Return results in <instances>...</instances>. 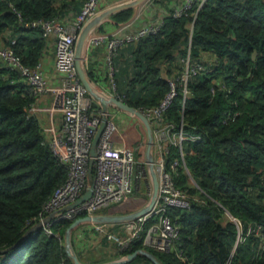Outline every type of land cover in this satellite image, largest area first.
Here are the masks:
<instances>
[{
	"label": "trees",
	"instance_id": "obj_1",
	"mask_svg": "<svg viewBox=\"0 0 264 264\" xmlns=\"http://www.w3.org/2000/svg\"><path fill=\"white\" fill-rule=\"evenodd\" d=\"M85 1L0 0V46L28 69H41L53 39L30 23L66 24ZM153 1L165 11L158 31L118 48L109 74L115 96L142 112L157 107L173 85L175 96L160 125H172L171 135L182 130L200 137L182 141L181 148L168 144L165 153L166 168L189 206L168 208L179 229L168 251L144 245L156 221L151 217L124 250L118 241L129 236L126 222L103 226L112 239L82 225L71 235L74 252L84 264L110 262L139 249L161 264H264V0L196 1L180 15L174 12L184 0L178 6L175 0ZM134 12L125 9L108 20L119 26ZM103 29L101 24L97 31ZM187 58L203 69L182 82ZM86 74L97 83L88 67ZM38 98L26 77L0 61V264H73L64 246L73 220L54 222L49 234L42 227L32 230L68 176L43 121L30 112ZM98 108L94 101L92 110ZM127 264L152 263L138 256Z\"/></svg>",
	"mask_w": 264,
	"mask_h": 264
},
{
	"label": "built area",
	"instance_id": "obj_2",
	"mask_svg": "<svg viewBox=\"0 0 264 264\" xmlns=\"http://www.w3.org/2000/svg\"><path fill=\"white\" fill-rule=\"evenodd\" d=\"M101 0H86L79 14L70 22L64 24L58 20L35 21L30 26L39 28L44 37H50L54 42V70L59 75V85L51 89L54 99L52 109L60 112L61 125L58 131L53 128L45 130L49 134V145L54 156L64 164L68 170L66 182L58 187L50 200L44 206V214L40 215L41 226L46 233H50V226L59 220H74L80 216L101 214L103 210H112L113 206L124 205L129 201L134 184L138 179L139 163L136 159V147L115 139L118 131L115 116L110 111L103 113L101 107L92 110L93 98L88 95L81 84L75 68V43L82 28L87 22L98 16ZM196 1L184 0L182 7L174 12L180 15L185 9L191 8ZM125 32L112 34L95 33L88 37L86 48L104 46L106 60L110 67L111 59L116 50L124 43L134 42L139 38L156 33L159 25L143 26L136 31H130V25ZM0 61L17 69L27 78L33 90L42 95L48 91L44 74L40 68L30 70L23 66L20 60L9 49L0 46ZM85 62V61H84ZM180 76V81L186 82L196 71L202 70L200 64L190 65L189 58ZM110 74L111 70L109 69ZM109 74V76H110ZM111 78V77H110ZM175 92L172 90L160 104L142 113L151 123L153 142V166L158 180V194L151 211L134 221L126 222L129 236L118 241L120 249L124 250L139 237L140 226L151 217H155V224L148 230L144 245L158 251H168L178 239L179 229L168 214V208L187 209L189 206L185 194L174 185L171 172L166 168L165 153L167 145L172 144L181 148L184 140H199V136L184 134L182 130L171 135L173 126L160 125L162 115L173 100ZM34 106L30 108L32 112ZM107 119L99 136L96 146V156L93 163V189L90 198L78 205L75 202L85 193L88 182V165L93 139L97 133L102 117ZM176 163L170 166L175 170ZM111 214V213H110ZM100 233L112 239L103 224H90Z\"/></svg>",
	"mask_w": 264,
	"mask_h": 264
},
{
	"label": "water",
	"instance_id": "obj_3",
	"mask_svg": "<svg viewBox=\"0 0 264 264\" xmlns=\"http://www.w3.org/2000/svg\"><path fill=\"white\" fill-rule=\"evenodd\" d=\"M144 1L145 0H132L129 2H124L118 5L112 6L102 11L101 13H99L98 16H96L95 18L87 22L85 26L82 28V30L80 31L78 38L76 40V43H75V68H76V72H77V75L79 77L81 84L86 89L88 95L99 100V106L101 107V110L104 114L109 111V105H113L117 107L119 110L124 111L128 113L129 115L135 117L142 124L143 129L145 131V136H146V149H145L144 156H145V161L148 167V172H149V176H150L151 184H152L151 197L146 206L140 208L137 211H134L128 214H98V215H93V216L85 215V216H81V217L74 219L69 225V227L65 230V234H64L65 252L68 258H70V260L73 262V264H84L77 257L72 247V243H71L72 232L75 231L78 227L82 225H88V224L110 225V224H118V223H123V222L134 221L139 217L146 216L151 211L152 207L154 206V203L156 202V198L158 194V180H157V175L155 173L154 166H153V155H152L151 148H152L154 139H153V132H152L150 121L142 113V111L137 110L133 107H130L127 104H125L123 101L118 99L116 96L106 94L102 90L96 88L94 84L89 80L86 74L85 65H84L85 53L87 50L86 48L87 39L94 31H96L98 26L103 21L107 20L114 13H117L125 9L135 8L136 6L140 5ZM94 87L98 89V93ZM106 119L107 117L106 115H104L102 117L97 133L93 139L92 147L90 150V158H89L88 174H87L88 187L85 193L83 194V196L75 202L76 205L88 200L92 194L93 183H94L93 163H94V158L96 156V146L98 143L99 136L104 128ZM40 226H41V223H37L33 227L32 230H34L35 228H39ZM32 230L28 231L22 237V239L28 236L32 232ZM21 240L18 243H20ZM18 243L13 245L10 249L17 246ZM138 256L147 258L152 264H161L153 253L145 249H139V250L134 251L131 254L126 255L123 258H120V259L118 258L116 260H113L110 262H104L100 264H127V263H130L132 260H134Z\"/></svg>",
	"mask_w": 264,
	"mask_h": 264
},
{
	"label": "crops",
	"instance_id": "obj_4",
	"mask_svg": "<svg viewBox=\"0 0 264 264\" xmlns=\"http://www.w3.org/2000/svg\"><path fill=\"white\" fill-rule=\"evenodd\" d=\"M114 3H115L114 0H101L99 4V9L100 10L104 9ZM181 3H182V0L174 1L175 6L176 5L178 6V4H181ZM77 15L78 14H76L74 18ZM164 15H165L164 9L156 6V2H154L153 4L146 5L142 10H140V13H138L136 10L131 20L125 24L116 26L112 21L108 20L109 19L108 18L107 20L101 23V24H104V29L102 33L112 34L115 32H120V33L125 32L129 29V27L125 28L127 24L130 25V29L131 28L133 29V26L143 27V26H149V25H152V26L158 25ZM70 19H73V18L70 17L69 19H67V21H69ZM95 33H99L97 29ZM48 41L49 42H47L46 53L43 56L42 65H41V70L44 74V78L46 81V86L48 88V91L42 95H39L37 103L33 105L34 109L32 111V113L36 114L43 121L44 132L45 130L49 128H53L55 131H58L61 125L60 112L53 110L51 107L53 104L54 96L50 90L53 88H56L59 85V75L54 70V52H55L54 42L50 39H48ZM84 65H85V71H86V67H88L89 70L93 71V74L97 78V83L96 84L93 83L94 86L102 90L106 94L114 95L113 93L114 88H113V85L111 84V79L109 76L110 67L106 60L105 47L104 46L89 47L85 53ZM125 119H126V127H125L126 129L124 128L122 130L125 131V133L127 134H129V131L133 132V135H135L137 128H139V126H135V124L131 122L130 117L129 118L127 117ZM45 134L47 137L49 136V134H47L46 132ZM138 140H139V137H136V140H133L132 142L129 143L130 140L127 137V141L131 145L136 144L135 142H137Z\"/></svg>",
	"mask_w": 264,
	"mask_h": 264
},
{
	"label": "rangeland",
	"instance_id": "obj_5",
	"mask_svg": "<svg viewBox=\"0 0 264 264\" xmlns=\"http://www.w3.org/2000/svg\"><path fill=\"white\" fill-rule=\"evenodd\" d=\"M128 1H132V0H117V1H115L114 4H112L108 7H111L113 5L115 6L116 4L118 5L119 3L121 4L124 2H128ZM152 3H154L153 0H145L140 5L136 6L134 11L136 12V10H137V12L140 13V10H142L146 5H150ZM108 7L101 9V10L99 9V13L101 11H104L105 9H108ZM111 84H112V82H111ZM113 93H114V90H113ZM93 100L95 101V103H97L99 105V100H97L95 98H93ZM109 111L111 112V114L115 115V123H116L117 129H118V131L114 135L115 139L121 141V138L119 136V134H120L124 138L127 146L129 145L131 148L136 146V152L139 151L142 153V154H140L139 158L136 157V159L139 163V166L137 169L138 179L136 180V182L134 184L133 192L130 195L129 201L127 203H124V205H120L118 207L113 206L112 210H108L109 212L111 211V213H114V214H128V213L137 211L140 208L146 206L149 202V199H150L151 193H152L151 179L149 176L148 167H147V164L145 161V156H144L145 149H146V136L144 134L142 124L135 117L129 115L128 113H126L124 111L119 110L117 107H115L113 105H109ZM127 117L131 118L130 120H131V122H133L135 124V126H139V128H137L135 135H133V132L129 131V134H127V133H125V131L122 130L126 127V119L125 118H127ZM127 137L130 140L129 143L132 142L133 140H136V137H139V140L137 141L138 144L136 142H135L136 144H133V145L129 144L127 141ZM153 139H154V137H153ZM151 149L153 150V145H152ZM125 256L126 255L119 257V259L123 258Z\"/></svg>",
	"mask_w": 264,
	"mask_h": 264
},
{
	"label": "bare ground",
	"instance_id": "obj_6",
	"mask_svg": "<svg viewBox=\"0 0 264 264\" xmlns=\"http://www.w3.org/2000/svg\"><path fill=\"white\" fill-rule=\"evenodd\" d=\"M95 88V87H94ZM96 89V88H95ZM97 93H98V89H96Z\"/></svg>",
	"mask_w": 264,
	"mask_h": 264
}]
</instances>
